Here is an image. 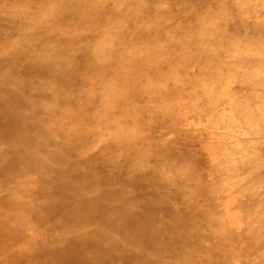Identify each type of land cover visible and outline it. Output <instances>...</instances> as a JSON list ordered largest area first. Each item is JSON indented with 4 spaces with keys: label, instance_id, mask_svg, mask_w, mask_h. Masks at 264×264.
<instances>
[{
    "label": "rangeland",
    "instance_id": "1",
    "mask_svg": "<svg viewBox=\"0 0 264 264\" xmlns=\"http://www.w3.org/2000/svg\"><path fill=\"white\" fill-rule=\"evenodd\" d=\"M60 13L73 17L50 23ZM2 28L18 39L3 50V89L28 91V66L43 81V56L51 59L48 66H69L67 78H76L61 85L68 94L52 91L57 81L43 87L38 105L42 116L54 117L48 127L61 134L65 163L79 153L92 159L87 181L58 196L74 198L73 218L85 225L78 228H98L88 214L112 196L138 198L125 185L127 176L142 170L157 186L156 170L170 177V186L156 189L169 205L191 199L181 233L196 238L195 264H213L202 263L204 257L225 247L234 264L258 261L264 247V0H21L0 6ZM13 45L21 58L10 54ZM82 61L87 69H80ZM20 97L10 102L34 123L40 110L31 111ZM175 167L191 192L170 175ZM7 192L16 194V183L0 187V200Z\"/></svg>",
    "mask_w": 264,
    "mask_h": 264
},
{
    "label": "bare ground",
    "instance_id": "2",
    "mask_svg": "<svg viewBox=\"0 0 264 264\" xmlns=\"http://www.w3.org/2000/svg\"><path fill=\"white\" fill-rule=\"evenodd\" d=\"M20 1L0 0V6L8 7ZM51 2L40 0L45 4ZM72 17L56 14L53 17L55 20L52 19L50 23L62 24ZM2 32L3 28L0 29V69L8 60L3 50L9 41L13 40L12 44L18 41L17 35L9 37ZM15 49L16 45H13L10 54L15 59L21 58L22 53ZM50 62L49 57H40L38 66L45 69L43 81L34 75L36 66L27 67L24 73L29 78L28 91L23 88L12 91L3 89L6 78L0 70V187L8 188V184L14 182L17 193L21 190L20 195L7 192L0 200V264H195V256H191V252L194 247L197 249L196 238L193 232L181 233L191 217V199L189 202L186 198L178 201V208L169 205L156 189L157 186H170V177L156 170L152 171L155 176L153 181L158 177L157 186L151 185L152 180L142 170L126 177L125 185L130 191L135 190L140 194L135 201L129 202L131 197L125 194L128 201L112 196L109 203L100 209H91L89 214L81 209V213L88 214L92 221L101 225L91 232L78 228L85 229V225L73 218L74 198L67 193H63V199L58 198L59 192L66 187H78L81 185L79 183L87 181L94 169L92 159L83 158L84 154L80 153L76 154L71 164L65 163V152L58 147L61 134L48 127V124H53L54 117L41 115L38 100L46 94L43 87L57 81L60 85L53 83L56 87L51 85L52 91L68 94L66 88L61 90V85L71 86L77 82L75 77L67 78L69 66L60 63L48 66ZM87 66L82 61L79 67L82 70ZM21 95L31 111L40 110L34 123L30 122L29 117L19 114L17 106L10 102V97ZM44 107L52 110L48 104ZM65 174H68L67 178ZM170 175L177 176L179 181L176 182L187 185L191 192L186 177L176 167ZM75 206L82 205L76 202ZM118 210L121 216H115ZM31 229L36 233L29 234ZM231 250L225 247L217 256H205L202 263L234 264L230 260ZM256 253V263L242 264H264V247Z\"/></svg>",
    "mask_w": 264,
    "mask_h": 264
}]
</instances>
